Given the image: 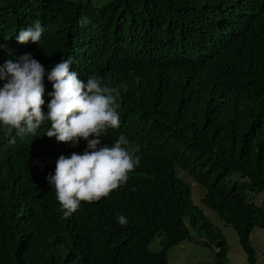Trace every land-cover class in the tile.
<instances>
[{"label":"trees","instance_id":"obj_1","mask_svg":"<svg viewBox=\"0 0 264 264\" xmlns=\"http://www.w3.org/2000/svg\"><path fill=\"white\" fill-rule=\"evenodd\" d=\"M37 20L40 42L18 43ZM24 54L45 68V113L47 74L61 60L85 83L94 75L119 88L120 127L101 146L124 134L140 163L64 218L39 148L50 147V125L15 144L0 126V264H168V250L190 240L185 219L215 264H229L225 238L180 173L256 264L250 235L264 231V206L249 195L264 194V0H0V69ZM231 176L246 182L229 185Z\"/></svg>","mask_w":264,"mask_h":264},{"label":"clouds","instance_id":"obj_2","mask_svg":"<svg viewBox=\"0 0 264 264\" xmlns=\"http://www.w3.org/2000/svg\"><path fill=\"white\" fill-rule=\"evenodd\" d=\"M79 23L86 25L88 20L84 17ZM43 32L37 20L20 30L16 40L20 44H38ZM71 64L70 59L61 60L47 74L52 83L47 113L43 110L44 66L24 54L18 62L9 61L0 69V126L10 136L15 131L9 143L15 144L16 136L38 137L37 130L45 122L50 125L42 132L50 147L43 150L39 143V148L47 170L54 174L46 176L42 172L55 188L64 218L76 212L83 202L107 197L127 182L129 173L140 163L134 150L128 149L124 134L112 146H101L106 132L120 127V89L94 75L85 83L75 71H70ZM117 220L121 226L128 223L123 215Z\"/></svg>","mask_w":264,"mask_h":264},{"label":"rangeland","instance_id":"obj_3","mask_svg":"<svg viewBox=\"0 0 264 264\" xmlns=\"http://www.w3.org/2000/svg\"><path fill=\"white\" fill-rule=\"evenodd\" d=\"M182 179L189 184L192 193L193 204L202 209L203 214L210 221L212 225L217 228L223 237L225 238L228 245L227 262L229 264H247L246 256L242 251L238 237L234 230L225 225L216 214L204 207L201 204V199L204 196V190L197 184H195L190 178L179 174ZM227 178L226 183L233 184L234 181H244L239 179L238 176H231L230 181ZM251 201L257 205L264 206V194L253 196L249 195ZM185 226L189 232L190 240L181 242L180 244L170 248L167 252V263L168 264H215L214 253L211 248L201 245V242L205 240L204 234L198 231L197 228L190 226L188 221L184 220ZM159 238L149 244L148 250L150 252H159L161 246L159 244ZM251 246L255 252L256 264H264V231L260 228H255L250 235Z\"/></svg>","mask_w":264,"mask_h":264}]
</instances>
